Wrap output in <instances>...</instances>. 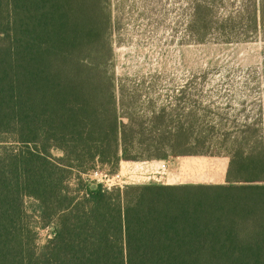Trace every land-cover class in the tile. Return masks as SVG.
<instances>
[{"label": "trees", "instance_id": "obj_1", "mask_svg": "<svg viewBox=\"0 0 264 264\" xmlns=\"http://www.w3.org/2000/svg\"><path fill=\"white\" fill-rule=\"evenodd\" d=\"M109 25L107 0H0V264H264V136L250 150L246 137L231 142L221 185L81 178L197 154L204 141L184 132L195 121L170 126L164 107L124 111ZM24 198L51 231L38 251Z\"/></svg>", "mask_w": 264, "mask_h": 264}, {"label": "rangeland", "instance_id": "obj_2", "mask_svg": "<svg viewBox=\"0 0 264 264\" xmlns=\"http://www.w3.org/2000/svg\"><path fill=\"white\" fill-rule=\"evenodd\" d=\"M107 5V66L124 111L130 113L132 100L143 119L164 107L170 126L185 129L195 121L184 132L204 141L197 154L121 161L112 175L96 168L81 178L120 188L225 184L231 142L246 137L243 148L250 150L252 138L264 136V0H107ZM23 206L38 251L51 231L42 227L32 199L24 198Z\"/></svg>", "mask_w": 264, "mask_h": 264}, {"label": "built area", "instance_id": "obj_3", "mask_svg": "<svg viewBox=\"0 0 264 264\" xmlns=\"http://www.w3.org/2000/svg\"><path fill=\"white\" fill-rule=\"evenodd\" d=\"M106 176H107V175L105 174L104 178H105ZM99 183L103 184L102 182H99ZM103 186L106 187V188H108V189L112 187V185H105V184H103Z\"/></svg>", "mask_w": 264, "mask_h": 264}]
</instances>
